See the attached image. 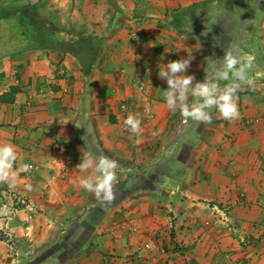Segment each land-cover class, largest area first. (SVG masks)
Returning a JSON list of instances; mask_svg holds the SVG:
<instances>
[{
    "label": "crops",
    "instance_id": "obj_1",
    "mask_svg": "<svg viewBox=\"0 0 264 264\" xmlns=\"http://www.w3.org/2000/svg\"><path fill=\"white\" fill-rule=\"evenodd\" d=\"M12 3L57 9L101 46L86 71L48 47L0 61V145L18 156L14 180L0 183V264H133L143 244L138 264H156L152 248L183 245L187 255L159 254L158 264H264V0ZM226 20L236 26L224 41L239 37L255 58V90L237 93L239 119L213 108L210 124L183 125L166 107L160 65L192 56L185 74L202 82V49L228 47L198 46L215 43ZM129 114L139 137L123 124ZM158 145L177 154L156 156ZM88 150L120 166L111 204L78 184Z\"/></svg>",
    "mask_w": 264,
    "mask_h": 264
},
{
    "label": "clouds",
    "instance_id": "obj_2",
    "mask_svg": "<svg viewBox=\"0 0 264 264\" xmlns=\"http://www.w3.org/2000/svg\"><path fill=\"white\" fill-rule=\"evenodd\" d=\"M192 59L191 56L160 65L158 78L167 85V89L162 91L167 109L172 113L179 111L184 120L197 124H210V110L213 108L224 120L239 119L237 93L244 87L255 90V80L249 75L254 67V56L242 54L238 44L230 45L224 50L222 59H207L208 71L203 82L195 81L194 75L185 74ZM221 82L226 83L221 86ZM123 124L133 135H141V119L137 116L129 114ZM139 142L137 139L136 143ZM17 159L14 145H0V183L14 180L13 164ZM119 167L116 160L106 155H97L91 150L83 151L76 171L86 175L78 177V184L92 193L97 201L111 204L116 198L114 186L118 182ZM22 168L28 171L30 165H22Z\"/></svg>",
    "mask_w": 264,
    "mask_h": 264
},
{
    "label": "rangeland",
    "instance_id": "obj_3",
    "mask_svg": "<svg viewBox=\"0 0 264 264\" xmlns=\"http://www.w3.org/2000/svg\"><path fill=\"white\" fill-rule=\"evenodd\" d=\"M17 1H18V3L22 2V0H17ZM12 2H13V0H0V61L3 60L6 57H10L11 54H14V53L18 52V51L15 50L14 47H16L15 46V42L18 40L17 38L19 37V34H20V33H18V35H17V33L11 32L13 34L10 35V33H8V31L10 30L8 28H10V27H9V25H7V24L5 25L2 22L1 17L6 15L9 11H11L12 8H15L14 10H16V8H18V7L28 6L26 4L21 5V3L13 4ZM47 11H45V8H43V9H40L39 11L36 10V12H34L35 15H36L35 16L36 20L38 21L37 23L41 27H49L54 32H56L58 34L57 37H59L61 39V42H62V40H66V39L72 38L73 36L77 35L80 32V30L76 27L75 24L68 23V22L65 21L66 20V18H65L66 15L63 12H61L59 10L57 11V9L56 10H49L48 12ZM223 22L224 23L221 22L220 26H223L224 29L220 28L219 29V32L221 31L220 35H215L213 37L215 43H213V44L212 43H207V44H204V46H203V44L202 45L200 44V46H198V44H197V46L198 47H229L232 44H238V46H239V43H238V38L239 37H237V36L233 37L232 41L230 43H229V41H228V43H226V41H224V33L229 35V33H232V31L228 32L229 28L231 29V27H232V29H233L236 25H235V23L233 21H232V23H230L227 20L223 21ZM227 25H229V27ZM14 27H16L17 30H18L19 26H18V24H15ZM29 30H31V28ZM34 31H35V27L33 29V32ZM85 34L88 35L86 32H85ZM229 36H233V35H229ZM186 37L187 38L189 37V38L187 39ZM186 37L185 38L188 41L192 40V38L190 36H186ZM186 39H184V40H186ZM63 44H64V42H62V44L58 45V47H55V48L65 51L67 49V47H63ZM54 46L55 45H53V43H49L47 45V47H54ZM202 50H203L202 51L203 55H204V53L206 55L205 58L203 56L204 64H205L204 66L205 67L202 68V70H200V73H199V76H201L200 78H202L201 81L203 82L204 79H205V73H207V71H208L207 70V64H208L207 59L208 58L222 59L223 53L220 52V54L219 53H217V54L213 53L212 54V53H209L206 50V48H203ZM25 51H28V50H25ZM22 52H24V51H22ZM221 86H223V82H221ZM189 102L191 103V97L189 98ZM248 118L249 119L247 120V122L249 124L255 123L259 119V118L251 117V116H249ZM183 121L184 122H182V124L183 125H187V122H185V120H183ZM221 122H223V120ZM225 123H226V120H225ZM185 127H187V126H185ZM162 146L158 145V148L156 149V152H155L156 156H159V155L163 154V152H165V154L168 153V150H169L168 147H170V146H166V147L163 146V148H162ZM169 152L172 155L177 154V151L176 150L174 151L173 148L171 150H169ZM179 155L183 156L184 158L187 156L186 154L181 155V153ZM131 231L134 232V233L136 232L135 229H132ZM184 247H185L184 245L182 246V248H180V247L175 248L174 247L173 250H167L164 247L152 248L151 252H156L155 257H154V263L158 264L162 260L163 257H162V255L160 257L159 254H163V256L164 255L166 256V255H169V254H173V253H181V254H186L187 255V252H185L186 249ZM146 250H149V246L147 244L137 245L136 246V252H135V256L137 257V259H136L137 261L135 262L136 264L140 263L139 261L143 259V257H140V256ZM142 262H144V261H142ZM128 263H130V259H129ZM135 263H133V264H135ZM142 264H144V263H142Z\"/></svg>",
    "mask_w": 264,
    "mask_h": 264
},
{
    "label": "trees",
    "instance_id": "obj_4",
    "mask_svg": "<svg viewBox=\"0 0 264 264\" xmlns=\"http://www.w3.org/2000/svg\"><path fill=\"white\" fill-rule=\"evenodd\" d=\"M13 9V10H12ZM6 15L1 17L2 22L6 25H9L10 32L20 33L24 32L25 35L31 36L33 40L37 43L40 41H44L45 44L53 43L54 47H48L51 50H59L55 47L62 44L64 42L63 47H67V49L63 52L71 54L73 57L76 58L80 66L86 71L89 67L93 64L94 60L98 57L100 53V43L96 41V38L92 35H86L85 32L80 31L77 35L73 36L72 38L62 40L58 36L56 32H54L49 27H41L36 20V12L34 7L31 6H21L16 8H12ZM196 8H191L194 10ZM15 24H18V30L14 27ZM35 27V31L33 29ZM31 28V30H29ZM51 38V40L49 39ZM56 42V43H55ZM36 44V43H35ZM31 47H38V48H29L27 50H41L45 48V46H40L39 44L31 46ZM25 51V50H24ZM22 51H18L11 56L16 55L17 53H21ZM17 92V89H13L12 93ZM9 96L5 95L2 97L1 102H7Z\"/></svg>",
    "mask_w": 264,
    "mask_h": 264
},
{
    "label": "flooded vegetation",
    "instance_id": "obj_5",
    "mask_svg": "<svg viewBox=\"0 0 264 264\" xmlns=\"http://www.w3.org/2000/svg\"><path fill=\"white\" fill-rule=\"evenodd\" d=\"M8 33H10V35L13 34L10 31H8ZM17 39L18 40L15 42L16 47H14L16 51H24V50H27L29 48H38V47H31V46H33V44L34 45L39 44L40 46L45 45V47H40V48H46L47 47V44H45L44 41H40V43H37L35 40L32 39L31 36L25 35L24 32H20L19 37ZM49 40H51V38Z\"/></svg>",
    "mask_w": 264,
    "mask_h": 264
}]
</instances>
